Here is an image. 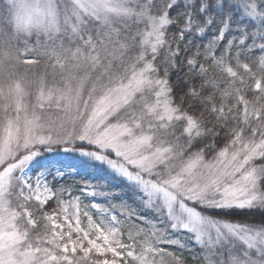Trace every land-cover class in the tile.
Listing matches in <instances>:
<instances>
[{"label":"snow or ice","instance_id":"obj_1","mask_svg":"<svg viewBox=\"0 0 264 264\" xmlns=\"http://www.w3.org/2000/svg\"><path fill=\"white\" fill-rule=\"evenodd\" d=\"M0 264H264V0H0Z\"/></svg>","mask_w":264,"mask_h":264},{"label":"trees","instance_id":"obj_2","mask_svg":"<svg viewBox=\"0 0 264 264\" xmlns=\"http://www.w3.org/2000/svg\"><path fill=\"white\" fill-rule=\"evenodd\" d=\"M233 217L237 218L241 221L244 220H259L260 219V215H259V211L258 210H254V211H248V210H244L243 212H240L239 210H236L233 213Z\"/></svg>","mask_w":264,"mask_h":264},{"label":"rangeland","instance_id":"obj_3","mask_svg":"<svg viewBox=\"0 0 264 264\" xmlns=\"http://www.w3.org/2000/svg\"><path fill=\"white\" fill-rule=\"evenodd\" d=\"M87 171L91 172L92 170L89 169V170H87ZM78 180H80V177H79V176H77V177H75V178H72V177H68V178H66V182H67L68 184L75 183V182L78 181Z\"/></svg>","mask_w":264,"mask_h":264}]
</instances>
